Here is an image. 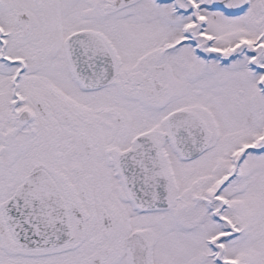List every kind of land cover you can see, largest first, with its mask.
Wrapping results in <instances>:
<instances>
[{"label": "snow or ice", "instance_id": "obj_1", "mask_svg": "<svg viewBox=\"0 0 264 264\" xmlns=\"http://www.w3.org/2000/svg\"><path fill=\"white\" fill-rule=\"evenodd\" d=\"M0 264H264V0H0Z\"/></svg>", "mask_w": 264, "mask_h": 264}]
</instances>
